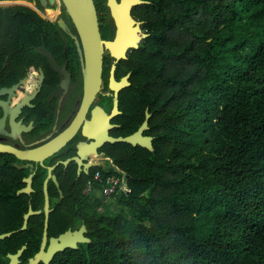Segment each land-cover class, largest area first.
Listing matches in <instances>:
<instances>
[{"label": "trees", "instance_id": "trees-1", "mask_svg": "<svg viewBox=\"0 0 264 264\" xmlns=\"http://www.w3.org/2000/svg\"><path fill=\"white\" fill-rule=\"evenodd\" d=\"M150 1L154 149L113 154L132 193L79 204L91 241L55 264H264V0Z\"/></svg>", "mask_w": 264, "mask_h": 264}, {"label": "flooded vegetation", "instance_id": "flooded-vegetation-1", "mask_svg": "<svg viewBox=\"0 0 264 264\" xmlns=\"http://www.w3.org/2000/svg\"><path fill=\"white\" fill-rule=\"evenodd\" d=\"M108 1L95 4L102 39L113 46L105 47L102 89L89 102L85 54L62 0H0V8H20L0 13V23L20 19L18 50L0 28V264H55L75 249V231L86 226L79 204L104 198L88 184L118 166L113 154L142 147L109 138L135 136L147 121L143 135L154 146L155 109L136 83L154 42L151 1L117 0L115 11ZM66 233L68 247L52 256Z\"/></svg>", "mask_w": 264, "mask_h": 264}, {"label": "water", "instance_id": "water-1", "mask_svg": "<svg viewBox=\"0 0 264 264\" xmlns=\"http://www.w3.org/2000/svg\"><path fill=\"white\" fill-rule=\"evenodd\" d=\"M42 1L44 2V0ZM51 2L54 4V0H51ZM62 2L80 36V40L77 41V46L79 50L85 54L84 75L86 98L90 102L94 100L96 95L102 89L103 55L106 45L111 48L113 43L105 42L102 39L98 11L94 0H62ZM108 2L114 11L117 10L119 5H121L117 0H109ZM122 3L142 4L148 3V1L123 0ZM61 26L66 29L63 21H61ZM147 126L146 121L139 131L135 133V136L127 138H109V140L113 142H129L135 144V146L141 145L144 148L153 150L154 146L152 139L144 137L143 135V131ZM86 232L87 228L85 224H83L80 230L75 231V243L70 245L68 244V233L61 235L56 246L50 249V254L53 256L57 252H62L68 247V245L76 249L79 247V243L90 242L91 239L85 236ZM41 258H43L42 253L37 256L36 262ZM46 263L50 264L49 261H46Z\"/></svg>", "mask_w": 264, "mask_h": 264}, {"label": "built area", "instance_id": "built-area-1", "mask_svg": "<svg viewBox=\"0 0 264 264\" xmlns=\"http://www.w3.org/2000/svg\"><path fill=\"white\" fill-rule=\"evenodd\" d=\"M87 190L97 191L106 198L128 196L132 193L129 174L119 166H113L106 173L97 172Z\"/></svg>", "mask_w": 264, "mask_h": 264}, {"label": "rangeland", "instance_id": "rangeland-1", "mask_svg": "<svg viewBox=\"0 0 264 264\" xmlns=\"http://www.w3.org/2000/svg\"><path fill=\"white\" fill-rule=\"evenodd\" d=\"M113 209H116V207H115V206H113Z\"/></svg>", "mask_w": 264, "mask_h": 264}]
</instances>
